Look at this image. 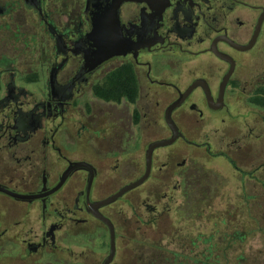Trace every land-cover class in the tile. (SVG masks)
I'll use <instances>...</instances> for the list:
<instances>
[{"label":"flooded vegetation","instance_id":"1","mask_svg":"<svg viewBox=\"0 0 264 264\" xmlns=\"http://www.w3.org/2000/svg\"><path fill=\"white\" fill-rule=\"evenodd\" d=\"M205 159L264 169V0H0V264H202L169 212Z\"/></svg>","mask_w":264,"mask_h":264},{"label":"rangeland","instance_id":"2","mask_svg":"<svg viewBox=\"0 0 264 264\" xmlns=\"http://www.w3.org/2000/svg\"><path fill=\"white\" fill-rule=\"evenodd\" d=\"M204 162L208 170L220 169L223 175L219 180L214 177L212 186L189 191L192 199L186 206H173L169 227L177 230L184 226L192 236H201L196 252L201 251L202 264H264V169L255 170V177H246L244 182L241 173L228 163L217 159ZM244 169L251 170L252 166L247 164ZM178 238L169 235L171 264L187 260L182 255L175 258V252L195 255V250L180 248Z\"/></svg>","mask_w":264,"mask_h":264},{"label":"water","instance_id":"3","mask_svg":"<svg viewBox=\"0 0 264 264\" xmlns=\"http://www.w3.org/2000/svg\"><path fill=\"white\" fill-rule=\"evenodd\" d=\"M94 11L96 12V16H94L92 31L90 33L89 48L85 50V58L87 60L88 66L90 64L91 68L97 67L101 65L104 61L113 58L116 55L115 46L117 45L115 35H111V30L113 32V29L109 27V24H106V22L102 21L103 17L100 14L99 5H95ZM174 139L175 138L172 137L169 139L159 140L151 144L150 151L148 152V171L150 168L152 150L160 145L171 144ZM147 175L148 174H146L143 178L138 179L133 184L124 188L123 191L139 185L146 178ZM111 246V255L109 256V259L113 257L114 251L113 234Z\"/></svg>","mask_w":264,"mask_h":264},{"label":"trees","instance_id":"4","mask_svg":"<svg viewBox=\"0 0 264 264\" xmlns=\"http://www.w3.org/2000/svg\"><path fill=\"white\" fill-rule=\"evenodd\" d=\"M238 234V233H237ZM243 235L241 236V239H243L244 238V233H242ZM206 263V262H205Z\"/></svg>","mask_w":264,"mask_h":264}]
</instances>
